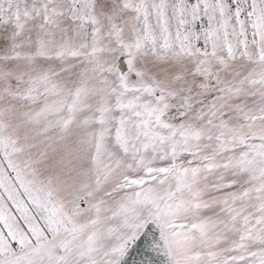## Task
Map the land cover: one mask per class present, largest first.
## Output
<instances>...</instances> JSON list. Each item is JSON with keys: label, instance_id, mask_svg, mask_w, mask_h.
<instances>
[{"label": "snow or ice", "instance_id": "1", "mask_svg": "<svg viewBox=\"0 0 264 264\" xmlns=\"http://www.w3.org/2000/svg\"><path fill=\"white\" fill-rule=\"evenodd\" d=\"M0 264H264V0H0Z\"/></svg>", "mask_w": 264, "mask_h": 264}]
</instances>
